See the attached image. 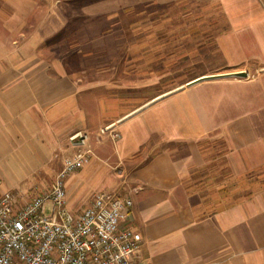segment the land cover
<instances>
[{"label": "crops", "instance_id": "0c3cea01", "mask_svg": "<svg viewBox=\"0 0 264 264\" xmlns=\"http://www.w3.org/2000/svg\"><path fill=\"white\" fill-rule=\"evenodd\" d=\"M80 1L0 0V193L21 205L52 187L82 132L91 155L66 179L67 206L129 197L137 264H264V0H91V15L217 4L226 24L207 55L199 46L213 67L179 83L164 80L173 68L136 66L86 86V68L35 52L48 32L67 37L63 12Z\"/></svg>", "mask_w": 264, "mask_h": 264}, {"label": "rangeland", "instance_id": "374dc122", "mask_svg": "<svg viewBox=\"0 0 264 264\" xmlns=\"http://www.w3.org/2000/svg\"><path fill=\"white\" fill-rule=\"evenodd\" d=\"M90 2L83 0L77 5H67V12H63L65 18L69 17L67 37H61L63 31L60 29L48 32L47 41L35 51L37 55L52 60L54 66L61 62L71 68H86L78 74L84 86L105 77L117 82L135 78L119 73L136 66L141 71L152 68L160 73L168 67L173 68L164 78L170 84L190 77L196 69L213 67L212 64L200 65L196 58L201 45L207 55L211 42L226 24L217 4L183 2L127 9L119 6L91 15L92 10L85 6ZM114 11L110 20H106L105 16ZM88 53L91 54L81 57Z\"/></svg>", "mask_w": 264, "mask_h": 264}, {"label": "built area", "instance_id": "2783aa9c", "mask_svg": "<svg viewBox=\"0 0 264 264\" xmlns=\"http://www.w3.org/2000/svg\"><path fill=\"white\" fill-rule=\"evenodd\" d=\"M103 131L118 136L111 126ZM70 141L80 149L64 159L52 187L21 205L12 192L0 193V264H137L141 238L129 197L97 192L80 212L68 208L66 179L91 155L85 133Z\"/></svg>", "mask_w": 264, "mask_h": 264}, {"label": "water", "instance_id": "95a60500", "mask_svg": "<svg viewBox=\"0 0 264 264\" xmlns=\"http://www.w3.org/2000/svg\"><path fill=\"white\" fill-rule=\"evenodd\" d=\"M238 76H246V73L241 72V73H236Z\"/></svg>", "mask_w": 264, "mask_h": 264}]
</instances>
